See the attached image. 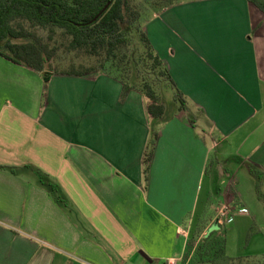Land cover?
Masks as SVG:
<instances>
[{
	"label": "crops",
	"instance_id": "obj_1",
	"mask_svg": "<svg viewBox=\"0 0 264 264\" xmlns=\"http://www.w3.org/2000/svg\"><path fill=\"white\" fill-rule=\"evenodd\" d=\"M144 27L212 132L186 112L151 120L140 94L122 101L105 75L44 81L0 57V264H178L212 190L209 223L226 208L246 229L253 202L264 206V14L246 0L189 1ZM222 144L233 149L215 163L230 155L234 171L212 175Z\"/></svg>",
	"mask_w": 264,
	"mask_h": 264
},
{
	"label": "trees",
	"instance_id": "obj_2",
	"mask_svg": "<svg viewBox=\"0 0 264 264\" xmlns=\"http://www.w3.org/2000/svg\"><path fill=\"white\" fill-rule=\"evenodd\" d=\"M189 1L202 0H161L158 6H154L152 17L162 10ZM246 1L264 14V0ZM108 2L0 0V57L39 73L44 81L53 75L78 78L105 75L121 85L122 101L130 92L140 94L146 101V112L151 120L165 117V107L157 87H160L159 90L169 88L173 99L180 104L178 111L185 112L181 94L147 38L144 26L151 18L147 20V16L134 8L130 0H111L108 8L93 21ZM37 30L45 32L48 41H52L59 32V44L66 53L92 58L95 67L79 70L70 67L67 72L46 71L56 49L43 44L36 34ZM155 139L156 136H153L143 159L145 177ZM50 189L54 187L50 185ZM205 215L195 225L194 239L187 243L183 264H242V261L253 259L228 258L221 227L217 225L216 230L206 234L212 223Z\"/></svg>",
	"mask_w": 264,
	"mask_h": 264
},
{
	"label": "rangeland",
	"instance_id": "obj_3",
	"mask_svg": "<svg viewBox=\"0 0 264 264\" xmlns=\"http://www.w3.org/2000/svg\"><path fill=\"white\" fill-rule=\"evenodd\" d=\"M131 5L136 8L142 15L147 16V20L152 18V13L154 11V6H158V3L161 0H130ZM146 18H144L145 20ZM56 36L52 41L47 40V34L45 32L38 31L36 34L41 39L43 44L48 45L50 49L55 48L56 52L54 58L51 62L48 63V66L45 68L46 71H55V72H67L70 70V67H73L76 70L87 68V67H95V60L92 58H88L82 55H77L75 53H66L60 43L59 32H56ZM135 43V40H134ZM160 87H157L158 94L162 97L161 101L165 107L166 114H174L178 116L180 113L178 111L179 102L173 99V92L167 88L165 90H159ZM181 99L184 101V107L186 109V115L190 114L192 118L196 120V126L198 129H202L205 132H212V128L203 120L202 116L190 106L188 98L181 95ZM182 113V112H181ZM208 146L209 143H208ZM232 147H227L226 144H222L218 148H214L211 151V157L209 160L208 170H211V174L218 169V166L225 169L227 172L234 171V157H229L226 161L221 163V165H216L215 160L218 154H223V152L231 151ZM243 171V170H242ZM242 173V172H241ZM241 173L239 175H241ZM226 178L224 179L225 182ZM216 184V185H215ZM223 186V184L215 183L214 186L212 184V189L216 186ZM234 186V184H233ZM211 195V203L212 205L208 207L206 219H210L213 215V212L216 210V203L218 202V196H216V192L212 190ZM254 201V200H253ZM264 206L255 205L254 202L251 205L253 213H256L254 217H247V225L248 227L244 229L243 227H236L238 222L234 223V217L231 215V219L227 222L229 217L223 218L221 225V233L224 234L225 238V254L228 258H253L249 261H242V264H264V217L263 208ZM210 228V227H209ZM257 228L261 231V233H257ZM195 229V228H194ZM194 239V230H191L189 242H192ZM185 254V253H184ZM184 254L182 255L180 262L178 264H183ZM261 258V259H255ZM230 264H236L234 262Z\"/></svg>",
	"mask_w": 264,
	"mask_h": 264
},
{
	"label": "built area",
	"instance_id": "obj_4",
	"mask_svg": "<svg viewBox=\"0 0 264 264\" xmlns=\"http://www.w3.org/2000/svg\"><path fill=\"white\" fill-rule=\"evenodd\" d=\"M242 212H243V211H242ZM244 213H245V212H244ZM226 217H229L228 220H227V222H229V220L231 219V218H230V217H231V216H230V213L227 211L226 208H222V209H220V211L218 212L217 217H216V219H215L214 221L217 222V225H221V223H222V219H223V218H226ZM166 264H176V261L169 260V261L166 262Z\"/></svg>",
	"mask_w": 264,
	"mask_h": 264
},
{
	"label": "water",
	"instance_id": "obj_5",
	"mask_svg": "<svg viewBox=\"0 0 264 264\" xmlns=\"http://www.w3.org/2000/svg\"><path fill=\"white\" fill-rule=\"evenodd\" d=\"M111 0H109V2L106 4V6L102 9V11L93 19V21H95L99 16H101V14L108 8L109 4H110ZM217 228V222L214 221L211 225V227L207 230V233L212 232L213 230H216Z\"/></svg>",
	"mask_w": 264,
	"mask_h": 264
}]
</instances>
